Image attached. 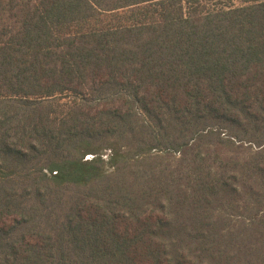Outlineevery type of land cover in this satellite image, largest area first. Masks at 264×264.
<instances>
[{
	"label": "trees",
	"instance_id": "16d2710c",
	"mask_svg": "<svg viewBox=\"0 0 264 264\" xmlns=\"http://www.w3.org/2000/svg\"><path fill=\"white\" fill-rule=\"evenodd\" d=\"M0 264H264V0H0Z\"/></svg>",
	"mask_w": 264,
	"mask_h": 264
},
{
	"label": "rangeland",
	"instance_id": "374dc122",
	"mask_svg": "<svg viewBox=\"0 0 264 264\" xmlns=\"http://www.w3.org/2000/svg\"><path fill=\"white\" fill-rule=\"evenodd\" d=\"M109 153L108 152H106V153H103V158H107L109 155H108Z\"/></svg>",
	"mask_w": 264,
	"mask_h": 264
}]
</instances>
